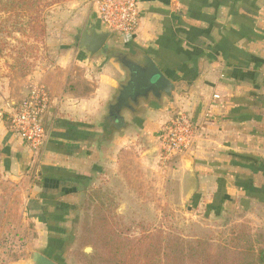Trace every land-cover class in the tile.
<instances>
[{"label": "crops", "instance_id": "1", "mask_svg": "<svg viewBox=\"0 0 264 264\" xmlns=\"http://www.w3.org/2000/svg\"><path fill=\"white\" fill-rule=\"evenodd\" d=\"M139 1L136 35L126 41L112 33L108 48L130 58L151 56L177 87L172 99H144L123 111V125L111 130L108 107L129 79L128 70L105 50L64 51L59 65L39 77L51 92L52 108L45 147L36 155L2 114L1 92L9 93L11 85L0 90V170L14 178L35 171L29 213L49 235L48 245L60 242L74 203L118 154L135 149L163 164L161 131L182 108L198 123L195 143L176 158V167L156 164L160 172L184 175L186 199L216 206L220 215L223 207L248 204L250 216L262 222L255 229L264 228V0ZM118 38L125 49L111 43ZM76 59L91 76L84 83L75 77ZM1 79L0 86L9 81Z\"/></svg>", "mask_w": 264, "mask_h": 264}, {"label": "rangeland", "instance_id": "2", "mask_svg": "<svg viewBox=\"0 0 264 264\" xmlns=\"http://www.w3.org/2000/svg\"><path fill=\"white\" fill-rule=\"evenodd\" d=\"M37 17L45 29L42 39L39 32H35L39 35L36 40L28 38V44L22 45L26 37L19 34H16L17 40L8 37V48L0 57V80L9 79L6 84H1L0 90L4 92L2 87L11 85L9 93L1 92V111L9 125L15 105L33 87L42 84L39 77L43 70L59 65L58 56L62 52L71 50L87 55L88 52L79 45L80 38L86 25L97 24L92 0H65L37 12ZM98 27L103 28L102 25ZM111 43L117 48L127 47L119 38ZM21 51L22 56L19 55ZM72 67H76L78 83L91 78L85 75V68L77 59L72 62ZM101 121L104 123V118ZM125 151L112 159L105 176L97 175L85 190L83 199L74 203L75 208L64 223L66 234L60 242L52 241L49 245V235L42 234L43 228L29 213L28 195L35 171L28 177L14 178L0 170V241L3 234L8 238L0 243V264H28L31 249L45 250L62 264H83L86 260L80 254L77 237L88 224L99 223L105 209H108L110 224H115L124 236L138 245L145 237L157 236L162 231L166 236L175 233L188 241L202 238L214 244L230 242L240 247L244 242L230 241L234 227L246 224L252 230L254 226L262 225L250 216L248 204L223 207L220 215L216 206L207 208L205 204L186 199L187 179L184 175L160 172L156 155L148 158L141 157L135 149ZM178 164L179 160H174L161 166L169 169ZM100 203L105 207L97 214L95 206ZM87 247L91 250H86ZM81 248L87 254L94 252L91 245Z\"/></svg>", "mask_w": 264, "mask_h": 264}, {"label": "trees", "instance_id": "3", "mask_svg": "<svg viewBox=\"0 0 264 264\" xmlns=\"http://www.w3.org/2000/svg\"><path fill=\"white\" fill-rule=\"evenodd\" d=\"M62 1L65 0H0V57L8 48V37H26L22 45L28 44V38L36 40L41 35L42 39L45 29L37 12ZM104 207L102 203L96 205V213ZM107 210L99 223L88 224L77 237L80 254L86 260L83 264H264V228L251 230L246 224L234 227L230 241L244 242L240 247L230 242L214 244L202 238L188 241L175 233L166 236L162 231L157 236L145 237L138 245L110 224ZM1 238L8 241L4 234ZM88 245L94 252L87 254L82 250V246Z\"/></svg>", "mask_w": 264, "mask_h": 264}, {"label": "built area", "instance_id": "4", "mask_svg": "<svg viewBox=\"0 0 264 264\" xmlns=\"http://www.w3.org/2000/svg\"><path fill=\"white\" fill-rule=\"evenodd\" d=\"M97 20L121 39L136 35L141 17L139 0H92ZM52 108L47 85L33 87L14 107L10 115L12 131L36 155L45 147L48 131L45 118ZM198 123L186 109L177 110L160 134L159 158L170 163L195 143Z\"/></svg>", "mask_w": 264, "mask_h": 264}, {"label": "water", "instance_id": "5", "mask_svg": "<svg viewBox=\"0 0 264 264\" xmlns=\"http://www.w3.org/2000/svg\"><path fill=\"white\" fill-rule=\"evenodd\" d=\"M112 30H99L95 24L86 25L79 45L85 51L94 55L100 50L115 57L129 71L130 77L123 85L120 95L111 105V108L124 106L130 107L131 102L137 103L142 98L151 96L161 100L164 96L172 99L177 90L171 77L163 72L156 61L148 54L142 52L135 58H130L127 53L108 48L107 40L112 35ZM123 118V116L121 115ZM86 250H91L87 247ZM28 264H59L45 253L31 249L28 252Z\"/></svg>", "mask_w": 264, "mask_h": 264}, {"label": "flooded vegetation", "instance_id": "6", "mask_svg": "<svg viewBox=\"0 0 264 264\" xmlns=\"http://www.w3.org/2000/svg\"><path fill=\"white\" fill-rule=\"evenodd\" d=\"M122 65H123V64H122ZM124 67H125V66H124ZM125 68H126V67H125ZM126 69H127V68H126ZM127 70H128V69H127ZM128 72H129V77H130V71L128 70ZM127 81H128V80H127ZM127 81H126V83H127ZM126 83H123V84L121 85V87H120V89H119V93H118V95H117L115 101H116L117 98L119 97V95H120V91H121L123 85H125ZM150 97H151V94H150V96H148L147 98L145 97V98L140 99L139 102H137V103H133V102H131L130 107L124 106V107L121 108V109H119L118 107L112 109V108H111V105H112L113 103H115V101H114L113 103H111V104L109 105V107H108V113H107V122L109 123L110 129H111V130H115V129L120 128V127L123 125L124 121L122 120V117H121L123 111H127V109H128V110H130V109H134L135 107H137V106L140 105L141 101H143L144 99H149Z\"/></svg>", "mask_w": 264, "mask_h": 264}]
</instances>
